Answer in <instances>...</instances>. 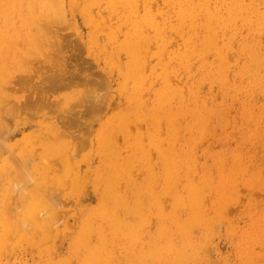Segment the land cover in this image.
Listing matches in <instances>:
<instances>
[{
  "label": "rangeland",
  "instance_id": "obj_1",
  "mask_svg": "<svg viewBox=\"0 0 264 264\" xmlns=\"http://www.w3.org/2000/svg\"><path fill=\"white\" fill-rule=\"evenodd\" d=\"M148 1L150 2V5L152 3L151 8L156 10L154 11L155 13H157V17H159L158 20L161 18L160 21H162L163 20L162 17L165 16L162 14L167 15V11H169L167 17L171 19L169 18L168 19L171 22L173 20V23H177L176 17H174L175 16L174 12H172V10H170V7L167 6L169 0H159V1L148 0ZM229 1L231 0H227V1L218 0L212 3V6L214 7L216 5L214 10L221 9L223 8V6L226 7L225 5H227L226 3ZM244 1L246 3L249 1L253 2L254 4L258 5L259 9L264 10V5H262L263 4L262 0H244ZM64 2H66V6H64L65 17H63V22L65 23L61 22L62 19L59 20V22L61 23L57 21L59 24L51 23L53 24V27H55V29L57 30L51 27V25L47 26L48 27L47 29H50V27L54 29V33H52V29H50L51 31L48 30V32H51L52 36H54V34L55 36L58 35V37L56 38L57 42H55V44L54 43L52 44L54 45L53 46L54 49H52V51L55 53L56 50L57 52H59L60 55L56 52L58 56L56 58L52 57L53 58V63H52L51 62L52 59L50 61V59L46 58L48 57V55H46L45 57L46 52H41L45 54L44 56L43 55L37 56L38 61L40 60V62H43V64H47L46 66L38 62L35 59L36 57L34 58L31 57L30 58L31 61H29V65H31V67H33L34 69H32L28 65L27 69L25 70L21 69V71H19L20 69H18L19 72L15 71L16 74L14 72V74L8 79V93L10 94V96H8L9 104H8V119H7L8 120L7 122L8 153H6V155L8 154V168H9L8 171L13 172V175H15L16 173H18L16 171H19L21 169L22 170L26 169L25 170L26 173L29 172L30 174L29 173H28L29 175L26 174L27 176L25 180L28 179L27 177H31V176L35 177V178L31 177L32 179L37 180V181H33L32 182L33 184L31 183L30 185H27L28 187L24 188L25 191L20 192V194L24 193L22 196L19 194V191L20 188L26 186L25 183H23L22 186L20 187H16L15 185L12 184L8 186V190L10 189L12 190L14 187L18 188V193H17V189L15 188H14L15 191L13 189V192L14 193L16 192L15 194L12 192L13 193L12 195L10 191L9 193L11 195L8 193L9 194L8 198L10 196L12 198L10 202L8 200V202L10 203V205H8L9 209L7 208L8 222L17 223L18 221L19 222L22 221L23 222V223L21 222L22 226H20L19 223H17V226L19 224L20 228L22 229L24 228L23 230L16 229L13 232H11V234L8 236V252H7L8 254L6 253V256L8 255V264H138V263L140 264V262L142 264H148V263L160 264L161 261L162 264H167L168 261L165 253L166 243L163 239L160 238L155 240L156 233L159 228L158 226L164 225L163 224L164 218L162 215H160L159 212L157 211L152 212L149 221L143 227H139L137 225V218L135 217L133 212L111 211L102 206V190L100 183H98V175L101 174H97V172L99 165H100L99 168L103 167L101 164L103 163L104 158H102L103 156L98 150V147L100 145L99 139L101 138L102 132L105 128V124L108 123L107 121L111 120L119 111L123 112L120 115L124 114V112L128 113L131 107V104L129 105L130 100L129 101L126 100L124 94H122L119 91V88L123 82V77L120 74L124 69L123 67H125L123 62L125 63L126 61L127 63L128 61V55L122 54L123 52L121 51L122 54L121 56V54L119 53L120 51L117 50L119 48L120 41L122 43L125 40L124 30H122L123 32L119 30L120 20L124 15L122 12V8L118 7V10H120L118 11L117 8L114 9L113 7H111L106 0H97L94 6H91V8L93 7L92 9H90L89 7V10H91V12L88 9L86 12L85 11L86 2L84 0H64ZM140 2H142L141 4H143L144 0H140ZM100 4L101 6L103 5L104 9L100 6ZM112 8L114 9V11ZM92 10H93V14H92ZM99 11L102 12L100 13ZM96 16L98 19L96 18ZM91 17L95 25L96 23L97 25L100 24L97 30L94 29L96 26H93L92 24L89 23L88 19H90ZM105 17L108 19L110 18L112 19H110L109 21L107 20L108 23L107 21L105 23L104 20ZM94 20L96 22H94ZM102 20H104V23ZM201 20L205 21L206 16L203 15ZM98 21H100V23H98ZM109 22L114 24H111L112 26L109 27L108 26L110 25ZM106 26L108 29L107 31H106ZM100 27L101 28L105 27L104 30L106 31L105 32L106 34L103 32L104 31L103 29L100 31ZM57 31L59 32V34ZM114 33L115 35L116 33H118V35L121 33L119 35L118 41L116 40L118 35L115 36ZM168 33H169L168 37L171 36V38L169 37L170 43L168 44L167 47L168 49L165 54V60L167 58V60L169 61L170 59L177 61L176 59L169 58V56L174 55L173 53L176 51L178 54H180V52H182L184 48V41L180 36V34L175 30L169 29ZM55 36L53 37V39L55 38ZM219 36H220L219 41L221 42V44H223L225 41L223 45L227 46V42H230V45L227 46L225 51H223L224 56L226 58L225 61L226 67L224 68L225 69L224 76L226 78L228 86L230 85L229 87H227V89L224 85L222 86L223 88L225 87L226 90H224L221 87V85L223 84L221 80H214L208 77L210 75L209 73H211V71L208 73L209 67L213 66L212 67L213 69L211 70L212 72H214L215 71L214 69H216V64H217L216 62L219 61L220 56L217 51H213L211 52V54L209 53L208 55L209 57H207L206 55L201 59L199 58L194 59L193 64L191 63L190 65L191 67L190 66L187 67L191 69L186 71H185L186 68H181L176 62L172 60H171L172 62H170V65L173 64L170 67L175 70V72L170 73L171 74L170 78L172 77V79H170V83L173 86V88L183 89L184 92L188 93V91H190L192 88L198 85L199 86L198 94L201 99L207 101L206 105L212 109L211 115H214L215 113L216 114L221 113V117H222L223 112H226L227 117L230 115L229 116L230 118L226 117V121L230 122L231 120V122L227 124L226 129L221 134L214 135L213 137L214 133L211 132L212 134L209 133L204 139H202V144L200 145L197 153V157L199 158L197 162L199 161V163H197V172H196L195 180L196 182L204 181L207 185V188L204 187L207 190H204L203 188L204 185L200 188V193L202 191V193L204 194L203 195L201 193V195L205 196L206 198V202L203 205L202 203H204L205 200L203 201L204 197L201 196L200 207L203 211L206 212V213L204 212L205 215L208 214V217L210 219L211 218L214 219L213 220L214 223L216 221L218 225L213 224L212 219L210 220L208 218V220H210V223L207 224V229L206 227H204L206 230L203 228L202 225L199 224L197 225L199 226L198 227L199 230H198L197 226L195 225V228L197 230L193 228L194 230L191 231L194 233L190 234L194 236V238L190 235L189 236L191 237V239L193 238L192 240H194V243H196L198 246L199 245L205 246L204 248L202 247L203 249H201L199 246L200 252L201 250L203 251L201 252V256L199 253L198 258H201V260L197 258L198 260H196L197 261L196 264H264V97H263L264 93L261 95L260 86L257 87L251 84L250 72L248 71V61L246 58L247 54L242 52L240 48V42L242 41H247L248 44H254L257 41L255 52L258 53L259 55H264V26L261 32L255 37L251 33V30L249 29L248 25H244L243 23L242 25H240L238 32L233 37H231L229 30L226 33L224 32L221 33ZM97 37L99 38L97 40L101 42L96 40ZM92 38L93 40H91ZM112 38H114L113 41ZM106 40L108 43H106ZM98 43H101L102 46L100 44L99 46ZM103 44H105L107 47L109 46L110 49H108L109 48L108 47L107 50H105L104 49L105 45L103 46ZM97 45L99 47H97ZM116 47L117 49H115ZM44 48L45 51L48 49V47L47 49L46 47ZM98 48L100 49L98 50ZM113 48L114 50H117V52L120 55L116 51L115 53ZM151 48L152 49H150V52L146 53V55L150 54L148 59L149 61L148 62L146 61V64L147 63L149 64L146 66V68L148 69L147 70L148 74H151V68L157 67L154 65L155 64L158 65L157 63L159 62L158 57L155 56L157 54L155 52L158 50V45L156 43H152ZM26 49L24 48V51ZM100 50L102 54L100 53ZM102 50H104V52ZM105 51L107 52L106 54H104L105 56L104 57L103 53H105ZM111 51L112 53L114 52L113 54L115 55H111ZM109 53L110 56L109 57L106 56L109 55ZM117 55L120 56L118 58L119 60L116 59L117 67L120 60L121 63L123 64V67L122 66L120 67L119 65L118 68L115 67L113 69L112 66H111L112 68H109L106 63L109 60L117 57ZM53 56L55 57V55ZM112 56L115 57L113 58ZM151 56L153 57L152 60H150L152 58ZM39 57H41L42 59L43 57H45V60L44 59L41 60V58L39 59ZM106 58L108 61L106 60ZM155 58L158 61H156ZM32 59L34 61H32ZM44 61H46V63ZM52 64H56V65L61 64V66L66 67V69L69 68L68 69L69 71L72 70L73 74L74 73L77 74L78 72L81 79L82 77L86 78L87 76H89L90 80H91L90 77H92V80L106 79L105 80L106 83L102 81L104 82L103 84H105L104 87L105 86L106 87L104 88L103 86H101V88H99L101 91L102 89H104L103 91L105 92L103 91L101 92L100 90L99 92H101V94L102 93H107V95L109 94V97L107 96L109 99L108 98L106 99L108 103L112 101L109 104V108L105 107L106 109L107 108L108 109L106 110L104 108L100 112L92 113L91 111H89L90 107L88 105L82 103L83 105H85L83 106L81 105V103H79V105L81 106L78 105L77 106L78 108H76V110H78L81 114H83L81 121H71L70 124L66 123L65 126L61 125V122L58 119V114H53L50 108L44 109L41 115L37 113L38 116H35V114L34 116L32 115L30 116V114H26V112L24 111H18V107L23 103H25V100L28 98L29 94H30L29 97H31V91L24 92L25 90L27 91L28 88L24 90L21 89V87L24 88L26 85L25 83L23 85L22 84L23 81L22 82L20 81L26 79L25 78L21 79L23 77H21L22 75L19 76L18 73L22 72L21 74H23L25 72L27 74V71H32V70L35 72L36 71L35 69H39L38 67L40 65H41L40 71L42 70V74L47 71L50 73L51 70L49 69H51ZM117 69L119 71H117ZM161 71L162 69L159 68L158 74ZM179 72H181L182 74L181 73L179 74ZM32 73L33 72H31L30 74ZM36 73L38 76L35 77L36 80L34 79V82L38 85L39 84L42 85V83H37V82H42L41 81L43 80L41 77L42 74H39L41 73L39 72V70ZM158 74L153 76L154 80L160 77ZM16 75L19 77V79H21V80L18 79L17 81L20 82L21 85H18L20 83L17 84L16 82L17 79L15 81H12L16 77ZM107 77L109 78L110 82H108ZM180 77L182 78V80ZM31 79H30L31 84H35L33 82V78ZM154 80H152L153 82H150V84L148 85V89L146 90L147 92L144 91V95H145L144 101L146 99L147 100L146 102L148 103H152V102L154 103L153 92L156 88L159 90L161 88L160 85L163 84V82L161 81L162 79H157V81ZM13 82L14 83L16 82L15 83L16 85ZM10 83L12 84L14 89L13 87L11 88V86H9L11 85ZM152 83L154 84V86L156 84L155 89L153 88ZM219 83L222 84L220 85ZM80 85L81 84L79 85L77 84V87L76 85H74V88L72 86L70 88L68 87L65 89H58V91H54L52 93V99L58 100L60 99V97H63L65 94L80 92L84 87ZM185 85L186 87H184ZM149 86L152 87L151 88V91L153 90L152 92L149 91L150 90ZM19 89L22 91H19ZM33 94L36 93H32V95ZM148 95L151 97H148ZM24 96L25 97L27 96V98H24ZM110 97L113 100H111ZM113 107H115V109H113ZM234 110L236 111L234 112ZM75 112H73L72 115L73 114L76 115ZM234 113L235 115H237L238 120H236L237 117L234 116ZM211 119H212L211 123L215 124V119L213 118ZM56 120L59 121V123ZM49 121H51L59 131L60 130L63 131L62 134H60L61 138L64 136L63 138L65 139L75 141V149L72 152L73 159L72 161H70L71 176L69 177L68 181L65 180L64 182L65 184L63 185L58 183L59 177L61 175L63 176L64 173H66V168L64 167L62 161L55 156L51 157L46 162L42 161V159L40 158V156L42 155V150L45 146V144H42V142L43 140L50 139L48 136V130L53 129L50 126ZM47 123L49 125H47ZM131 123L132 122L129 123L130 124L129 126L132 125L131 127L133 129L132 130L133 133L131 132L132 134L144 132L143 136H146L147 131L149 130V126H147L145 121H142L141 124H137L138 126H140L139 128H142V131L137 127L136 124L134 123L131 124ZM84 124H86V127L84 126ZM161 126H163L164 129L166 128L165 123L164 125L162 124ZM163 127H161L162 128L161 130L163 132L160 131V133L163 134L162 137H165L166 134H164V132L166 133V129L164 130ZM116 129L114 133L115 135L114 139L117 140L119 138V140L117 141L119 143L123 142L124 137L121 134L122 130L119 131L118 128ZM128 130H130V127H128ZM69 132L71 133V135L69 134ZM99 134L100 136L98 138ZM128 135L130 134L128 133ZM83 136H85L87 139V142L84 145L81 144V138H83ZM185 136L187 135L183 133L181 137L185 138ZM116 137L118 138L116 139ZM144 141L145 143L149 142L148 138H146ZM45 142H47V140ZM124 153L126 154V151H124ZM156 153L157 152L155 151L153 152L154 167H151V169H149V166L147 165L145 166V164L142 163L141 166H137L133 170L134 175H132V179L136 183H142L143 181L145 182L148 175L147 172L151 170V172L160 179V184L156 186V190L160 191L161 189L162 191L164 185L163 182L164 177H163L161 162L158 164L159 166L156 164V158H157ZM216 157H218V160H216L217 159ZM122 160H124V158H122ZM0 161L2 160L0 159ZM228 168H229V173L230 170H232L231 172L234 171L233 173L235 175L233 173L228 174ZM102 169L103 168H101V171ZM139 169L141 170L144 169V170L142 171V173H140ZM216 169L220 172V175L216 174L217 171ZM239 169H241V172ZM198 170L200 171V173ZM237 170H239L238 171L240 172L239 174L238 172L236 173ZM104 171L105 169H103V172ZM10 172H8V175H10L11 178L19 177V173H20V179L24 178L22 176L25 174V172L22 173V171L21 172L19 171L18 175L17 176L15 175L13 177ZM232 174L234 175L235 180H233ZM135 175L138 176V178L134 177ZM223 177L225 178L226 183H224ZM31 178H29V180L32 181ZM230 179L233 181H229ZM218 180H220L221 182L220 181L218 182ZM18 184L21 185L20 183ZM35 184L36 185L38 184L40 186L44 185V187H46L47 189L46 193H43V195H45V199L47 201H50L52 204V208L50 210H45L43 208L41 209L42 210L41 213H39V211L36 210L38 211V214H40V216L44 219L47 218L49 215L52 216V221L46 228V231L44 230L45 232L44 235L43 232H40V230L43 231L42 229L37 231L38 233H42V235L45 236V238L41 242H40V238L42 235L39 236L40 234L37 235L38 237L34 235L36 239L32 237V240L25 238V235L22 234L25 233V231L27 232V230L29 232L33 231L32 229L33 227H31L33 223H31L30 218L27 219V216L30 217L29 213L31 212V210H29L30 209L29 206L31 205L30 201H32L33 199L31 197L36 194V193L33 194L36 187ZM212 186L215 189L217 188V190L213 189ZM225 186L228 187L225 188ZM220 189L222 190L220 191ZM169 196L170 195L166 196L164 193L161 198L162 209L164 210L166 209L165 210L166 212L169 211L168 209L171 206L170 204H172L173 202V198ZM210 196L212 197L210 198ZM228 196L230 198H228ZM222 198L223 199L225 198L224 201L228 199V202L227 201L224 202ZM221 202L225 205L223 206ZM219 205L220 206L222 205L223 207L221 206L220 208ZM205 207H207V209ZM218 207L220 210L218 209ZM10 209L12 211H10ZM208 209H211L209 210V213H208ZM221 210L222 212L223 211L224 212L222 213ZM185 211H187V209ZM218 211L221 214L218 213ZM156 212L158 215L156 214ZM113 214L117 215L119 218L112 219ZM183 215L185 216V214ZM213 215H215L214 217L216 218H214ZM21 217L23 218L22 220H20ZM24 217L26 218V220L24 219ZM185 217L188 218V212L186 213ZM16 220L18 221L16 222ZM210 224L211 227L213 228L215 227V225L217 226L213 230L211 227H208L210 226ZM200 227L203 229H200ZM209 230L212 231L210 232ZM205 231L206 233H204ZM37 232L35 231V234H38ZM207 233L210 234L208 235ZM211 233L213 235H211ZM204 234L206 239L207 236L211 235L210 236L211 239L208 238L207 243L205 242L207 240L204 238ZM29 236H31V234ZM177 244L181 245L180 242H177ZM161 253L163 254V256ZM140 255L144 256L145 258L142 259H145L146 261L141 259L142 261L138 262V257ZM149 256L152 257L150 258ZM148 257H149V261L147 262ZM170 263L175 264V262L172 259Z\"/></svg>",
  "mask_w": 264,
  "mask_h": 264
},
{
  "label": "bare ground",
  "instance_id": "obj_2",
  "mask_svg": "<svg viewBox=\"0 0 264 264\" xmlns=\"http://www.w3.org/2000/svg\"><path fill=\"white\" fill-rule=\"evenodd\" d=\"M84 1L86 2L85 4L86 12H87V9L89 10V7L90 9H92L93 7L91 8V6H94V4L97 2V0H84ZM106 1L114 9L117 8L118 10V7L122 8V12L124 14L122 16V19L120 18L121 20L119 24V30L121 31L124 30L125 40L124 41L122 40L123 41L122 43L120 41L119 48L117 49L116 47L115 49L119 50L120 54L122 51L123 52L122 54L128 55L127 63L126 61H125L126 64L123 62L125 67H123L121 60L118 64V67L120 65V67L122 66L124 68V69L121 68L123 69L122 72L120 73L123 77V82L119 88V91L122 94H124V96L126 97V100L128 101L130 100L129 105L131 104V107L128 113L124 112V114L120 115L123 112L119 111L116 113V115L111 120H108L107 121L108 123L105 124V128L102 132L101 138L99 139L100 145L98 147V150L102 154L103 156L102 158H104L103 163L102 164L100 163V164L103 166L101 168L105 169L104 172H103V169L101 171V168H99L100 167L99 165L98 172H97V174H101V175H98V183H100L101 190H102V206L111 211H129V212L131 211L133 212L135 217L137 218V225L139 227H143L149 221V218H151L152 212H155V211L159 212L160 215H162L164 218L163 219L164 225L159 224L160 226H158L159 228L156 233L155 240L160 238L165 241L166 243L165 253H166L167 261H168L167 264H172L170 263L171 259L175 262V264H196L197 263L196 260L198 259L201 260V258H198L199 253L201 256V252L203 251L201 250L200 252V248L203 249L205 246L199 245L200 246L199 248V246L196 243H194V240H192L194 236L190 234L194 233L192 232L194 230L193 228H195V225L197 226L198 224L202 225L203 228L206 227L207 229V224L210 223V220L212 219L208 217V214H206L207 215L206 216L205 215L206 212L203 211L200 207L201 206L200 198L201 196L204 195L202 191L201 193L203 195H201L200 188L203 185H204L203 188L204 187L207 188V185L204 181L196 182L195 180L196 172H197V163H199V161L197 162V160H199V158L197 157V153H198L200 145L202 144V139H204L211 132L214 133L213 137L214 135L221 134L226 129L227 124H229L231 120L230 122L226 121V117H227L226 112H223L222 117H221V113H218V114L215 113L214 115H211L212 109L206 105L207 101L204 99H201L198 94V89H199L198 85H196V87L188 91V93L184 92L183 89L173 88V86L170 83V79H172V77L170 78V75H171L170 73L175 72V70L170 67L171 65H173V64L170 65V62L172 61L176 62L181 68H186L185 69L186 71V70L191 69L187 67H189L191 63L193 64L194 59H197V58L201 59L202 57L206 55L207 57H209L208 56L209 53L211 54V52L217 51L220 56V57L218 56L219 61L216 62L217 63L216 69H214L215 70L214 72H212L211 70L213 69L212 68L213 66L209 67L208 73L210 71L211 73H209L210 75L208 77L214 80H221L223 84L222 83H221L222 85L220 83L219 84L221 85V87L224 85L227 89V87H229L230 85L228 86V83L224 76L225 75L224 68L226 67V64H225L226 58L224 56L223 51H225L227 46L230 45V42H227V46L223 45L225 41L223 44H221V42L219 41V38H220L219 35L223 32L226 33L229 30L231 37H233L238 32L240 25H242L243 23L244 25H248L254 37L257 36L261 32L264 26V10L259 9L258 5L254 4L253 2L249 1L250 3L249 2L246 3L244 0H231L226 3L227 4L225 5L226 7L223 6V8L215 9V10L214 8L216 7V5L213 7L212 3L218 0H169L167 6L170 7V10H172V12H174L175 14L174 17H176V21H177V23H173V20L171 22L169 20L171 18L167 17L169 11H167V15L162 14V15H165L164 17H162L163 18L162 21H160L161 18L158 20L159 17H157V13H155L156 10L151 8L152 3L150 5V2L148 0L147 1L144 0L143 4H141L142 2H140V0H106ZM262 1H263L262 5H264V0ZM64 6H66V2H64V0H0V159L2 160L0 161V264H8V255L6 256V253L8 252V236L14 230L22 229L19 227V224L20 226H22L21 224L23 223L22 221L21 223L18 220H16V222L18 221L17 223H19L17 226V223L8 222V209H9L8 205H10L9 202L12 199L11 196L9 198L8 196L10 193L13 192L14 188L17 189V193H18V188L16 187L22 186L23 183H25L26 186L20 188L19 194L21 191H25L24 188L28 187L27 185H30L33 181H37L35 179H32L35 177L31 175L30 176L32 178L27 177L28 179L25 180L27 176L26 174L29 173L28 170H27L28 173H26L25 171L26 169L19 170L20 172L22 171V173L25 172L24 174L25 176L21 175L22 177H24L23 179H20L19 171H16L19 173V177H15V178L13 176L15 175L17 176L18 173L15 172L16 174L13 175V172L8 171L9 169L8 168V154L6 155V153H8V144H7V141H8V132H7L8 120L7 119H8V104H9L8 96H10V94L8 93V79L14 74L15 71L17 72L18 69H20L19 71H21V69L23 70L27 69L29 65V61H31L30 60L31 57L33 58L36 57L35 59L38 61L37 56L39 55L44 56L45 54L41 52H46L45 57L46 55H48V57L46 58L50 59V61L52 59L51 62L53 63V58H56L58 56L57 53L59 54V52H57L56 50H55V53L52 51V49H54L53 47L54 45L52 44L53 43L55 44V42H57L56 38L58 37V35L55 36L54 34L55 38L53 39L54 36H52L51 32H48V30L52 29L51 27H53V24L51 23H58L59 20L61 19H62L61 22H63V17H65L64 16L65 15ZM101 7L103 8V5ZM142 10H143V13H142ZM89 11L91 12V10ZM92 14H93V10H92ZM119 15H120V12H119ZM203 15L206 16L205 21L201 20ZM100 19H101V16H100ZM110 19L105 17L104 19L105 23L107 20L109 21ZM88 20L90 24H92L93 26H96L94 28L95 30L99 28L98 26L100 24L97 25L96 23L95 25L93 23L92 17ZM95 20L94 22H96ZM104 20H102L103 23H104ZM98 23H100V21H98ZM109 24L110 25L108 26L110 27L112 26L111 24H114V23L109 22ZM48 25H51L50 29H47ZM101 27H100V31L102 29L103 30L105 29V27L104 28H101ZM53 28L55 29V27ZM54 29H52V33H54ZM169 29H173L176 32H178L184 41L183 51L180 52V54H178L177 51L174 52L175 51L174 50L172 51L174 52L173 53L174 55L169 56V58L176 59L177 61L172 60V59H170L169 61L167 60V58L165 60V54L168 49L167 47H168V44L170 43L169 37L171 38V36L168 37V35L169 33H172V32L168 33ZM107 30L108 29L106 26V31ZM106 31L104 30L103 32L105 33ZM116 35H118V33H116ZM119 35L116 39L117 41H118ZM98 37L96 38V40L99 39ZM113 39L114 38H112V41ZM91 40H93V38ZM106 43H108L107 40H106ZM152 43H156L158 45V50L155 52L157 54L155 56L158 57L159 62L158 63L156 62L158 65L155 64L154 66H157V67L151 68V74H148L147 73L148 69L146 68V66L149 64L148 63L146 64V61L147 62L149 61L148 59H149L150 54L146 55V53H149L150 49L153 48V47L151 48ZM99 44L101 45V43H98V45ZM109 44H110V41H109ZM98 45L97 47L100 46ZM104 45L105 44H103V46ZM24 46H26L27 49ZM256 46H257V41L254 44H248L247 41L240 42L241 51L247 54L246 58L248 61V71L250 72L251 84L257 87L260 86L261 88L260 92L262 95L264 93V85H263L264 84V55H259L258 53L255 52ZM44 47H46V49L48 47V49L45 51ZM108 47L105 45L104 49L107 50ZM24 48L27 51L26 50L24 51ZM99 49L100 48H98V50ZM108 49H110V47ZM117 50H114V52L115 51L117 52ZM102 51L104 52V50ZM106 52L107 51L103 53V56L104 54H106ZM100 53L102 54L101 50H100ZM113 53L111 51V55H115ZM53 55H55V57ZM106 56L109 57L110 53L109 55H106ZM227 56H228V53H227ZM45 57H43L44 60H45ZM112 57L114 58L115 56H112ZM119 57L120 56L117 55V57L114 58L115 61L114 59H111V58H110L111 60L108 61L106 58V60L108 61V62L106 61L107 66L109 68L113 67V69L117 67L116 61L119 60L118 59ZM40 58L41 57H39V59ZM43 59L41 58V60ZM152 59L153 57L150 60ZM158 60L156 59V61ZM32 61L34 60L32 59ZM38 62H40V60ZM44 62L46 63V61ZM40 63L43 64V62H40ZM43 65L46 66L47 64H43ZM29 66L31 67V65ZM51 66H50L51 69H49L51 70L50 73L47 71L42 74V70L40 71V67H41L40 65L38 67L39 69H35L36 70L35 72L32 70V71H27V74L25 72H24L25 74L24 73L21 74L22 72L18 73L19 76L22 75L21 77L23 78L21 79L25 78L26 80L19 79L17 75H16L17 78L15 77L12 80V81H15L17 79L16 82L18 81V79L21 80L20 82L23 81L22 84L24 85L25 83L26 86L24 88L20 86L21 89L24 90L28 88L30 90L27 89V91L25 90L24 92L31 91V97H29L30 94L28 95V98L27 96L26 97L24 96V98H27V99L25 100V103H23L22 105L18 107V111H24L26 112V114H30V116L31 115L34 116V114L35 116H38V114L41 115L44 109L50 108L53 114H58V119L60 120L61 125L65 126L66 123L70 124L71 121H81L83 114H81L78 110H76V108H78L77 106L79 105V103H81V105H83L82 103L88 105L90 107L89 111H91L92 113L100 112L105 107L109 108V104L112 102L111 101L110 103H108V101H106V99L109 97V94L108 95L107 93L101 94V92L104 89H102V91L99 89L101 88V86L104 87L105 84L103 83L105 82L106 79L104 80L93 79L92 80V77H90L92 80L91 81L89 79V76H87L86 78L82 77L81 79L78 72L77 74L74 73L75 74L74 75L72 70L69 71L68 70L69 68L66 69V67L61 66V64L59 65L52 64ZM31 68L34 69L33 67ZM159 68L162 69V71L158 74ZM38 70L39 72H41L39 74H42V76L41 75L40 76L42 77L43 80H41L42 82H37V83H42V85L41 84L38 85L34 82L35 77L38 76L36 73L38 72ZM117 71L119 70L117 69ZM31 72H33L32 74L34 75L30 74ZM180 73L181 72H179V74ZM156 74H158L161 77V78L158 77L157 79H162L161 81L163 82V84L160 85L161 88L158 90L155 87L156 84L154 86V84L152 83L153 88L154 89L156 88L153 92L154 93L153 98L155 100L152 98L154 103L152 101H151L152 103H148L146 102L147 101L146 99L144 101V96H145L144 91L148 89V85L150 84V82H153L152 81L154 80L153 76ZM31 78H33V82L37 86L35 84H31V81H32ZM157 79L154 81H157ZM20 82H17V84ZM108 82H110L109 78H108ZM77 84L78 85L81 84L80 86H84L82 91L77 92V93L65 94L63 97H60V99L58 100L52 99V93L54 91H58V89H65L68 87L70 88L72 86L74 88V85H76L77 87ZM18 85H21V83ZM9 86H11V88L13 87L12 84ZM151 86H149L150 87L149 91H151V88H152ZM184 87H186V85ZM225 87L224 88L222 87V88L226 90ZM99 90L101 92H99ZM19 91H22V90L19 89ZM32 93H36V94L32 95ZM148 97H151V96L148 95ZM263 97H264V94H263ZM115 107H113V109H115ZM235 111L236 110H234V112ZM73 112H75L76 115L74 114L72 115ZM234 116L237 117L235 113H234ZM211 118L215 119V124L211 123L212 121ZM236 120H238V117L236 118ZM142 121H145L147 126H149V130L147 131L146 136H143L144 132L132 134L133 133L132 131L133 129L131 128L132 125L129 126L130 125L129 123L132 122L137 125V124H141ZM57 122L59 123V121ZM164 123L166 124V128H165L166 133L164 132V134L166 135L165 137H162L163 134H161L160 131H162L161 127L163 126L161 125L162 124L164 125ZM49 124L53 129L48 130V136L50 139H46L47 142H45L46 140H43L42 142V144H45V146L42 150V155L40 156V158L42 159V161L46 162L51 157L55 156V157H58L62 161L64 167L66 168V173H64L63 176L61 175L59 177L58 183L63 185L65 184L64 183L65 180L68 181L69 177L71 176L70 161H72L73 159L72 152L75 149V141L65 139L63 138L64 136L61 138L60 134H62L63 131L60 130L61 131L60 132L53 125L51 121H49ZM49 124L47 123V125ZM84 126L86 127V124H84ZM128 127H130V130H128ZM137 127L139 128L140 126L137 125ZM116 128H118L119 131L122 130L121 134L124 137L123 142L119 143L117 141L119 140L118 137H116V139L118 138L117 140L114 139L115 137L114 133H115ZM139 129L142 131V128H139ZM128 133L130 135H128ZM183 133L187 135L185 136V138L181 137ZM69 134L71 135L70 132ZM100 134L98 135V138ZM146 138H148V141H149L148 143H145L144 141ZM86 142H87V139L85 136H83V138H81V144L84 145L86 144ZM124 151H126V154L124 153ZM154 151L157 152L156 153L157 154L156 164L158 165L161 162V167L163 171L164 185H163L162 191L161 189L160 191L156 190V186L160 184V179L156 177L151 172V170L147 172L148 175H147L145 182L143 181L142 183H136L132 179V175H134L133 170L137 166H141L142 163L145 164V166L146 165L149 166V169H151V167H154V159H153ZM122 158H124V160H122ZM216 158H217L216 160H218V157ZM139 170H140V173H142L144 169L142 170L139 169ZM239 170L241 172V169ZM239 170H237L236 173ZM217 171H216V174L220 175V172L218 171L217 173ZM231 171L232 170H230V173L234 172V171L233 172ZM8 172L11 173L13 178H11V176L8 175ZM240 172H238V174ZM230 173H229V168H228V174ZM233 174H232L233 180H235L234 178L235 174L234 175ZM134 177L138 178V176L136 175ZM29 178H31L32 181L29 180ZM223 179H224V183H226V180L224 177ZM207 180H208V177H207ZM233 180L230 179L229 181H233ZM219 181L220 180H218V182ZM18 183H20L21 185H19ZM10 184L15 185L16 187L13 186L14 188L12 190L11 189L8 190V186ZM35 186L36 187H35L33 194L35 193L36 194L31 197L33 199L32 201H30L31 205L29 206L30 208L29 210H31L32 213L31 212L29 213L30 217L27 216V219L30 218L31 223H33V225L31 226L33 227L32 228L33 231L29 232L27 230V232L25 231V233H22L23 235H25V238H28L29 240H32V237L36 239L35 236L39 234H40L39 236H41L42 233L37 232L40 229L43 230V231L40 230V232H43V235H44L45 233L44 230L46 231V228L52 221L51 215H49L47 218L44 219L40 216V214H38V211L39 213H41L42 211L41 209L43 208L45 210H50L52 208V204L50 201H47L45 199V195H43V193H46V190H47L46 187H44V185L40 186L38 184L37 185L35 184ZM215 186H216V183H215ZM227 187L228 186H225V188ZM206 188H204V190H207ZM213 189L215 188L213 187ZM215 190H217V188ZM221 190L222 189H220V191ZM164 193L166 196L170 195L173 198V202L172 204H170L171 206L169 205L170 207L168 209L169 210L168 212L165 211L166 209L165 210L162 209V206H161V198ZM23 194H20V195L22 196ZM229 196L228 198H230ZM203 197H204L203 201L204 200L205 201L202 204L204 205L206 202V198L205 196ZM211 197L212 196H210V198ZM224 199L222 198L223 201ZM33 200H34V203H33ZM226 201L228 202V199ZM223 203L222 205L224 206L225 204ZM221 206L219 205L220 208ZM205 208L207 209V207ZM186 209L187 211H185ZM211 209H208V213H209V210ZM10 211L12 210L10 209ZM187 212H188V218L185 217ZM218 213L220 212L218 211ZM183 214H185V216ZM215 215H213V217ZM22 217L20 220L23 219ZM25 217L24 219L26 220ZM118 218L119 217L117 215L115 214L112 215V219H118ZM208 218L210 220H208ZM213 220L214 219H212L213 224H217L216 221L214 223ZM217 225H215L214 228H216ZM198 227L199 226H197V229ZM208 227H211V224ZM203 228L200 227V229H203ZM211 228L214 230L213 227ZM197 229L195 228V230ZM35 231L38 234H35ZM204 233H206V231ZM212 233L211 235H213ZM30 234L31 236H29ZM43 235L40 238V242L45 238V236ZM189 235L192 236L193 238L191 239ZM210 236H207V239L208 238L211 239ZM204 238H205V234H204ZM177 242H180L181 245H178ZM205 242L207 243L208 240ZM168 253L171 259L169 258ZM149 257L151 258L152 256H149ZM149 257H148L147 262L149 261ZM142 258H145V257L140 255L138 257V262L145 260ZM161 262L160 264H162ZM140 264L142 263L140 262Z\"/></svg>",
  "mask_w": 264,
  "mask_h": 264
}]
</instances>
